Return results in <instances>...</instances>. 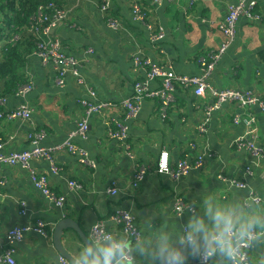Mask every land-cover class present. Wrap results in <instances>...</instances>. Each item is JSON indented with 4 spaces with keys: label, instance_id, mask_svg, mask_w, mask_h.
I'll return each mask as SVG.
<instances>
[{
    "label": "crops",
    "instance_id": "0c3cea01",
    "mask_svg": "<svg viewBox=\"0 0 264 264\" xmlns=\"http://www.w3.org/2000/svg\"><path fill=\"white\" fill-rule=\"evenodd\" d=\"M148 12L151 24L162 28L165 39L160 52L150 40L144 24L134 22L128 0H111L110 11H100L102 0H61L69 11V21L52 30L65 51L83 63L82 72L88 85L103 102H121L131 99L136 81L144 80L146 72L134 66L133 56H148L154 62L176 74L199 76V60L220 48L224 35L220 24L228 14V6L236 0H178L157 5L154 0H138ZM252 16L241 17L237 23L236 40L210 74L208 81L217 89H236L252 92L264 100V0H254ZM119 20V31L107 25L109 18ZM73 23L74 28L69 24ZM33 88L25 96L8 97L4 110L20 104L34 109L31 121L8 122L0 118V139L8 141L6 150L23 151L31 148L27 133L44 131L45 147L64 144L78 129L83 116L81 100L87 98L86 90L74 78L64 87L57 86L56 71L52 64L43 65L32 54L24 69ZM24 84V85H26ZM23 85V86H24ZM159 89L161 81L151 82ZM210 95L198 97L191 87L176 86L174 100L162 117L161 102L157 98L145 99L139 112L129 116L127 110L117 114L102 113L90 120L86 139L71 140L88 153V163L81 162L79 154H55L60 171L53 174L49 163L33 159L32 167L48 177L52 191L65 196L66 203L59 207L36 189L27 171L21 166H3L0 186V254L9 247L5 235L9 229L24 224L44 221L49 225L51 237L28 233L14 246L16 264H61L60 253L55 248L53 233L57 223L64 218L74 220L96 245L91 237L92 228L103 223L113 233V245L121 243L133 256V264H198L199 254L209 249L203 232L213 229L217 212H232L240 222L257 218L264 221V158L253 164L249 150L238 149L236 141L255 130L257 144L264 148V113L259 106H238L227 102L211 116L205 133L199 128L206 119V106L214 103ZM235 118H239L236 123ZM253 119L252 126L245 120ZM127 127V142L110 136L114 122ZM252 140V139H251ZM207 147L204 165L180 180L158 171L160 153L167 150L171 164L177 169L181 160L194 161L196 151ZM148 167L149 172L137 187L132 186L136 171ZM253 175L246 176L248 167ZM243 180L246 189L232 188L222 183L219 176ZM76 181L80 189L70 187ZM115 183L116 196L108 194ZM182 197L193 205L195 213L177 216L175 199ZM259 198V202H254ZM208 208L211 212H208ZM122 211L132 214L140 231L139 242L126 241L122 227L113 217ZM203 221L205 228L195 240L184 241V228L189 222ZM264 232L259 225L253 227ZM252 242L249 249L254 264H264V234ZM167 241L169 247L160 253ZM64 247L81 263L88 264L86 249L80 235L69 229L63 236ZM213 252L211 264H230L229 257L218 249ZM178 254L172 259L171 254Z\"/></svg>",
    "mask_w": 264,
    "mask_h": 264
},
{
    "label": "built area",
    "instance_id": "2783aa9c",
    "mask_svg": "<svg viewBox=\"0 0 264 264\" xmlns=\"http://www.w3.org/2000/svg\"><path fill=\"white\" fill-rule=\"evenodd\" d=\"M131 7V16L134 22H140L144 24L150 33V40L154 46L160 50L161 53L164 50L161 48V43L165 39V32L162 28H157L151 24L150 16L148 12L141 6L138 0H128ZM178 0H154L157 5H163L164 3H175ZM194 0H190L192 5ZM111 0H102L100 11L108 13L110 11ZM255 7L254 0H236L235 3L228 6V14L225 20L220 24V29L224 35V41L220 48L216 51H212L208 54V58H201L199 60L202 73L199 76H187L176 74L174 71H166L164 67L154 62L150 57H140L138 54L133 56L134 66L143 69L146 72L144 80L136 81L134 84V96L131 99H125L121 102H103L97 99L96 92L91 88L85 76L82 72L83 63L80 62L75 56L68 54L63 48L61 40L52 34V30L61 23L69 21V11L65 10L62 6H58L55 3H49L42 5L38 8L35 16L36 22L26 27V33L34 36L37 39V49L33 54L40 58L43 65L52 64L56 71V84L59 87H64L66 81L69 78H74L76 83L86 90L87 98L81 100L83 107V116L79 122L78 129L71 133L69 139L61 145L45 147L42 145V141L46 137V133L42 131H30L27 133V139L31 148L23 151L6 150L8 148V141L0 139V186L3 185L1 180V170L3 166H21L28 172L30 179L36 189L41 191L52 203L59 207H63L66 203L65 196H57L51 189L50 181L47 176L39 174L33 167V159H42L49 163L53 174H58L60 169L57 166L55 154L59 152H67L71 154H79L81 156L82 163H88V153L79 148L71 140L76 137L86 139L90 129V120L93 116L107 113L112 114L114 112L120 113L127 110L129 116L136 115L139 112L142 102L145 99L157 98L161 102V114L165 118L167 116V109L170 107L174 100V92L176 86L191 87L193 92L198 97H204L210 95L214 101L213 104L206 106V119L199 128L200 133L207 131V126L211 121L213 112L220 109L223 104L227 102H235L238 106H259L264 113V100H260L252 92L245 90L226 89L220 90L215 88L208 78L218 63L222 60L228 49L234 44L236 40V28L239 19L243 16L251 18L252 10ZM69 24V22H68ZM107 25L115 30L119 31L123 28L121 22L116 18H109ZM71 28H74L73 23L69 24ZM19 37L15 36L12 41L18 40ZM3 44L0 38V46ZM1 49V47H0ZM159 80L161 81V87L159 89H152L150 87L151 82ZM33 88V85L26 84L19 89L17 96H25ZM6 105L7 101H2ZM34 109L27 104H20L8 111L3 110L0 112V118L5 119L8 122L23 121L29 122L33 116ZM239 118H235L237 123ZM253 119L245 120L247 125L253 123ZM115 127L110 130V136L117 141L126 143L128 139L127 127L121 121L114 122ZM252 139V140H251ZM257 135L255 130H251L246 136H242L237 139L236 147L238 149H247L250 151L253 164L258 165L264 158V148L257 144ZM197 148L193 146V150L196 151V158L192 161L181 160L175 169L171 164V156L167 150H163L160 153L158 160V171L163 174L170 175L174 180H180L184 176L189 175L193 170H199L204 165V160L207 156L206 150L199 152ZM149 168L140 167L133 178L132 186L135 188L139 183L143 182L148 175ZM246 176L253 175V168L250 166L246 168ZM219 179L222 183L232 188L246 189L248 184L243 180H237L220 175ZM70 187L80 189L81 186L76 181L70 182ZM119 193V189L115 183L112 184L108 190V194L116 196ZM254 202H259V198H254ZM195 207L190 203H187L182 197L175 199L174 211L177 216L183 214L195 213ZM113 220L122 227V231L125 234L126 241L139 242L141 239L140 231L138 230L135 218L131 213L122 211L117 213ZM49 225L44 221H37L34 224H24L15 226L8 230L5 235L6 243L9 245L3 253L0 254V264H16L14 255L16 249L14 246L22 242L28 233L34 232L38 235L49 239L51 237L48 230ZM253 235L261 236V232H257L252 229ZM184 241L189 240V230L184 228ZM91 237L95 243L100 242H112L113 233H111L103 223L96 224L91 231ZM1 241V238H0ZM255 241V240H253ZM252 241V242H253ZM251 244L239 247L238 253L234 259L229 258L230 264H254L251 260L249 249ZM117 246H123L121 243H116ZM211 250L205 249L199 254L198 264H211V258L213 252L209 254ZM126 259L133 263V256L130 251L125 248ZM61 264H71L65 257H60ZM168 264H175L172 260Z\"/></svg>",
    "mask_w": 264,
    "mask_h": 264
},
{
    "label": "trees",
    "instance_id": "16d2710c",
    "mask_svg": "<svg viewBox=\"0 0 264 264\" xmlns=\"http://www.w3.org/2000/svg\"><path fill=\"white\" fill-rule=\"evenodd\" d=\"M49 3L63 4L61 0H0V112L5 106L2 101L17 95L28 82L24 69L37 49V39L25 32L26 27L36 22L38 8ZM15 36L19 39L12 41Z\"/></svg>",
    "mask_w": 264,
    "mask_h": 264
},
{
    "label": "clouds",
    "instance_id": "9594fccd",
    "mask_svg": "<svg viewBox=\"0 0 264 264\" xmlns=\"http://www.w3.org/2000/svg\"><path fill=\"white\" fill-rule=\"evenodd\" d=\"M211 212V209H207ZM215 224L213 229H205L203 232L204 239L209 245L211 251L219 250L227 257L234 259L241 245H249L253 240L259 239V235H253L252 229L259 225L264 229V221L257 218L238 222L234 218V214L228 212H217L213 217ZM190 235L189 240H195L196 234L205 228L203 221L196 223L194 219L189 222ZM261 234H264L262 232ZM169 247L167 241L160 246V253L163 254L165 248ZM86 257H91L88 264H125L126 253L125 246L112 245L108 247H100L95 251L92 247L87 248ZM211 251L209 254H211ZM172 259L178 258V254H171ZM75 264H80L76 261ZM128 264H131L128 261Z\"/></svg>",
    "mask_w": 264,
    "mask_h": 264
},
{
    "label": "water",
    "instance_id": "95a60500",
    "mask_svg": "<svg viewBox=\"0 0 264 264\" xmlns=\"http://www.w3.org/2000/svg\"><path fill=\"white\" fill-rule=\"evenodd\" d=\"M69 229L76 231L80 235V237L82 238L85 246L87 248L92 247L94 249V251L100 247H108V246L113 245L111 242H100V243H97L96 245H94L89 240V238L86 236V234H84V232H82L79 225L74 220H72L71 218H64V219L60 220L55 227V230L53 233V242H54L55 248L58 250L60 255L62 257H65L71 264H75V262L79 261V260L75 256H73L63 245L64 233H65V231H67ZM80 264H83V263L80 262ZM125 264H128V262L125 261ZM131 264H133V263H131Z\"/></svg>",
    "mask_w": 264,
    "mask_h": 264
}]
</instances>
